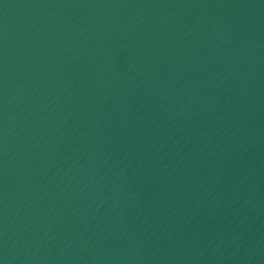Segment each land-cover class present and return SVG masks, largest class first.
Segmentation results:
<instances>
[{
  "label": "water",
  "instance_id": "1",
  "mask_svg": "<svg viewBox=\"0 0 264 264\" xmlns=\"http://www.w3.org/2000/svg\"><path fill=\"white\" fill-rule=\"evenodd\" d=\"M0 264H264V0H0Z\"/></svg>",
  "mask_w": 264,
  "mask_h": 264
}]
</instances>
